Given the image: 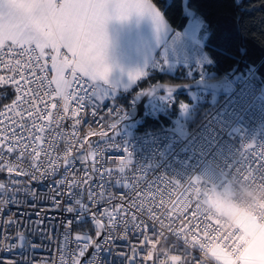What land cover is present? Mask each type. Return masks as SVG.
<instances>
[{
  "label": "snow or ice",
  "instance_id": "6c2138e0",
  "mask_svg": "<svg viewBox=\"0 0 264 264\" xmlns=\"http://www.w3.org/2000/svg\"><path fill=\"white\" fill-rule=\"evenodd\" d=\"M109 9L118 19L127 18L133 10H150L157 19L160 18L148 0H0V72L3 73L0 74V86L11 87L15 93L11 104L0 111V125H4L0 128V172L6 169L9 174L31 175L35 180L54 176L63 168V175L55 182L57 191L60 195H71L73 189H86L89 204L82 199L77 203L87 209L91 203L99 205L104 200L103 181L106 175L111 177L113 172L98 164L96 152L89 150L81 155L76 149L90 145L88 137L99 135L103 138L107 133L90 131L81 139L77 132H73L72 139L65 138L66 146L61 155L56 135L51 130L53 125L59 127V122L65 118L74 120L73 128L80 125L82 110L96 108L93 97L100 101L106 95L99 88L89 93L83 84L69 92L72 81L65 78V71L70 68L73 79L77 81L83 77L92 81H107L110 69L105 64L104 51ZM16 49L19 51L15 54L20 58H6ZM49 49L54 53L50 57V68L46 55ZM61 49L71 54V60L60 58ZM48 71L54 73L48 84L55 85V96L63 102V114L58 112L54 116L50 109H56L57 104H49L45 100L52 93L44 90L47 76L38 73L46 74ZM77 73L82 75L77 76ZM143 75L146 73L138 72L130 79L135 83ZM70 100L76 106L71 108L69 115ZM115 110V107L112 108L109 115ZM91 114L94 117L97 115L95 110ZM126 118L122 111L118 121L110 124V128L116 130L117 124ZM46 130L47 136L44 135ZM123 151L130 163L132 153L127 147ZM13 155V160L7 159ZM26 160L27 169L22 167ZM77 160L82 165L91 161L90 168H82L83 175L79 174L80 170H74ZM241 163L252 174V179L264 182V145H257L254 141L245 143L238 161V164ZM124 171L125 166L119 167L120 173ZM94 178L100 181L99 192L89 187ZM115 184L119 187L121 181L117 179ZM201 185L203 180L198 176L190 178L187 184L175 178H164L159 183L151 182L148 191H134L125 203L93 215L96 239L89 235H75L76 249L67 257L61 255V264H81V258L90 246L98 250L102 237L104 244L109 243L113 230L121 226L123 235L119 239L125 241L129 239L128 233L135 230V240L129 252L121 254L127 264H209L206 256L220 246V230L216 219L204 210L201 203L205 195ZM123 186L128 187V184ZM62 188L67 191H61ZM169 188L176 191L175 196ZM164 194H167V200ZM108 199L111 200L112 196L109 195ZM102 218L107 223H103ZM260 223L257 220V224ZM100 229L106 231L101 232ZM216 258L219 264H241L242 259L235 253L231 256L217 254Z\"/></svg>",
  "mask_w": 264,
  "mask_h": 264
},
{
  "label": "built area",
  "instance_id": "2783aa9c",
  "mask_svg": "<svg viewBox=\"0 0 264 264\" xmlns=\"http://www.w3.org/2000/svg\"><path fill=\"white\" fill-rule=\"evenodd\" d=\"M18 51L19 49L14 50V53L6 58H20L15 54ZM166 54L168 59L191 64L202 63L203 58L207 56L201 39L178 29L173 31L166 43ZM46 55L50 68V56L47 52ZM67 57L71 60L69 54ZM210 64V61L206 62V65ZM38 75L47 76L44 90L51 92L52 96L45 97V100L49 104H57L56 109H50L53 115L58 112L63 114V102L55 96V85L48 84L53 76L52 72ZM81 75L77 73V76ZM225 77L231 81L232 90L219 94L218 100L201 113L192 126H189L187 121L190 108L186 103L181 104L178 112L181 115V132L173 123L163 124L157 129L145 132L113 130L110 124L118 121L122 111L127 117V108L115 99L100 102L95 97L93 102L96 108L88 107L82 110L80 125L73 128L74 120L70 118L61 120L59 127L53 125L51 131L56 135L61 155L66 146L65 138L72 139L73 132H77L81 139L90 131L107 133L103 138L99 135L88 137L90 145L76 149L81 155L89 150L96 152L98 164L102 165V168L112 170V176L106 175L103 181L105 198L99 205L91 203L87 209L77 203V200L82 199L85 204H89L86 189L76 188L72 190L71 195H60L55 182L63 175V168L54 176L35 180L31 175H18L16 172L9 174L6 169L0 172V185H4L0 187V264H61L60 256L67 257L68 253L76 249L75 235H89L96 239L97 229L92 220L93 215L102 214L105 209L111 210L113 206L125 203L134 191H148L151 182L159 183L160 179L164 178H175L187 184L190 178L201 177V189L205 191L202 205L210 204L218 213L226 215L227 210L221 208V204L228 201L237 209L235 217L240 213H247L264 222V219L247 211L243 199L244 192L248 190L264 193V182L252 179L248 169L243 167L242 163L238 164L245 143L254 141L257 145H264V76L258 73L257 66L254 65L250 66L243 76L235 79L228 75ZM65 78L72 81L69 92L78 89L80 84H83L89 93L97 88L87 77L79 81L73 79L70 68L65 71ZM13 99V89L0 86V111L4 110L5 105L11 104ZM174 101L172 97L167 98V108H170ZM75 106V102L70 100L69 115L71 108ZM114 107L116 110L111 111L109 115V111ZM93 110L97 113L95 117L91 114ZM150 111L154 116L165 113V109L155 107ZM124 122L125 119L118 123L117 127ZM7 123L5 120V124ZM3 126L0 125V128ZM44 135H48L47 130ZM124 147L132 153L130 163L127 153L123 151ZM7 159L13 160L14 155L8 156ZM90 166V160L83 165L77 160L74 170H80L79 174L83 175L82 168ZM121 166H125L123 173L119 172ZM22 167L27 169V160ZM117 179L121 181L119 187L115 184ZM99 183V179L94 178L89 187L99 192ZM125 183L128 187L123 186ZM60 190L67 191L63 188ZM169 191L175 196L174 189L169 188ZM109 195L112 196L111 200L108 199ZM164 199H168L167 194H164ZM261 206H264V203ZM216 221L220 225V220ZM102 222L107 223L104 218ZM235 229L236 231H229L227 234L220 231V246L216 248L220 254L227 253L231 256L235 253L239 257L242 256L251 237L236 223ZM134 231L128 233L129 239L125 241L119 239L123 235L122 226L114 229L109 243L104 244V237L100 238L101 247L98 250L92 247L90 252L81 258V264H87L88 261L92 264H127L121 254L129 252V247L135 240ZM208 255L212 257L211 252Z\"/></svg>",
  "mask_w": 264,
  "mask_h": 264
},
{
  "label": "trees",
  "instance_id": "16d2710c",
  "mask_svg": "<svg viewBox=\"0 0 264 264\" xmlns=\"http://www.w3.org/2000/svg\"><path fill=\"white\" fill-rule=\"evenodd\" d=\"M162 12L167 21L178 30H184L188 15L185 13L183 0H151ZM186 9L194 15L200 16L207 30L204 48L211 60V64L199 68L195 65L178 64L168 71L157 68L162 59L155 55L146 75L131 89L120 92L115 101L127 108V118L133 132H145L157 129L161 125H169L178 115L181 104H191L187 117L188 125L196 123L199 115L212 106L220 97L206 90L207 99L191 101L184 91H170L177 94L170 108L164 114L154 116L145 109L142 116L131 113L135 105V96L144 89L158 82L178 84L193 81L197 78L217 79L243 76L250 66H257L259 74L264 76V0H187ZM154 64L156 66H154ZM205 71L208 75H202ZM205 90V89H204ZM169 91H158L165 93ZM156 93V94H157ZM216 96L214 102L208 98Z\"/></svg>",
  "mask_w": 264,
  "mask_h": 264
},
{
  "label": "crops",
  "instance_id": "0c3cea01",
  "mask_svg": "<svg viewBox=\"0 0 264 264\" xmlns=\"http://www.w3.org/2000/svg\"><path fill=\"white\" fill-rule=\"evenodd\" d=\"M186 2L187 0H183L184 10L188 15V22L182 31L204 41L207 35L204 22L200 16H196L186 9ZM148 3L160 14L159 19L150 10H133L128 14L127 18L118 19L116 14L109 9L110 19L105 25L107 46L104 51V60L110 71L106 82L104 80L93 81L96 84V90L99 88L106 93L103 97L104 101L115 99L120 92L135 86L143 76H140L135 83L131 81L130 76L138 72L145 73L157 52L162 59L161 62L156 63L157 68L171 71L176 67L174 65L172 69H167L169 63L178 61L168 59L166 54V43L175 28L151 0H148ZM46 52L50 57L54 54L50 49L46 50ZM67 54L71 56L66 49H61L60 58L68 59ZM203 59L202 63L192 64L202 68L207 66L206 62H211L208 55ZM187 64L191 65V63ZM154 66L156 65L154 64ZM244 225V227H239L251 239L242 253L241 264H257V261L264 264V222L257 224V219L250 216L244 221ZM257 252L260 254L257 255Z\"/></svg>",
  "mask_w": 264,
  "mask_h": 264
},
{
  "label": "rangeland",
  "instance_id": "374dc122",
  "mask_svg": "<svg viewBox=\"0 0 264 264\" xmlns=\"http://www.w3.org/2000/svg\"><path fill=\"white\" fill-rule=\"evenodd\" d=\"M174 63H169L167 69L169 68V70H170V69H172L174 67V65H178V64L190 65V64H187V63H183V62H174ZM50 65H51V63H50ZM192 65H195V64H192ZM52 74L54 75L53 72H52ZM202 75H208V73L203 71ZM233 78L235 79L236 77H233ZM185 93L188 94V97L193 102H195V101H203V100L207 99L206 90H204V89L196 88V89L185 90ZM176 95L177 94L170 93V92L157 93L151 99H148L145 102V109L149 110L150 108H153V107H155L157 109H161V110L167 109V105L165 104L166 99L169 98V97L175 98ZM215 100H216V96L214 94L208 98L209 102H214ZM100 102H104V99L100 100ZM186 104H187L188 108L191 109V104H189V103H186ZM180 116H181L180 113H178L176 118L172 120V123L174 124L175 128L179 132L182 131V123L179 120ZM130 127H131V125L128 122H126V119H125L124 124L119 125L117 127V129H128ZM221 208H224L225 210H227L226 213H225L226 215H230V216L235 218V223L238 226L244 227L245 226L244 225V221L246 219L250 218V216H248L245 213H241L239 216L235 217V215L237 213V209L228 201H223V204H221ZM217 254H220V253L216 249H215V252H211V256L214 257L216 259V261H217V258H216Z\"/></svg>",
  "mask_w": 264,
  "mask_h": 264
},
{
  "label": "water",
  "instance_id": "95a60500",
  "mask_svg": "<svg viewBox=\"0 0 264 264\" xmlns=\"http://www.w3.org/2000/svg\"><path fill=\"white\" fill-rule=\"evenodd\" d=\"M205 89L207 91L214 92L216 94H225L232 90L231 81L222 76L217 79H208V78H197L193 81L186 83L170 84L164 82H158L154 85L144 89L135 96V105L130 110L131 113H135L137 116H142L144 112V105L148 99H151L158 91H184L190 89ZM91 246L86 251V255L90 252Z\"/></svg>",
  "mask_w": 264,
  "mask_h": 264
},
{
  "label": "clouds",
  "instance_id": "9594fccd",
  "mask_svg": "<svg viewBox=\"0 0 264 264\" xmlns=\"http://www.w3.org/2000/svg\"><path fill=\"white\" fill-rule=\"evenodd\" d=\"M243 199L245 201L244 207L247 208V211L253 216H258L264 219V206H261L264 203V193H257L252 190L244 192ZM204 210L215 219L220 220L219 230L223 234H227L229 231H236L235 229V220L230 215H222L216 211L214 207L210 204L203 205ZM243 247V245H241ZM260 253L257 252V255ZM206 260L209 261V264H219L214 257L206 256ZM257 264H261L260 261H257Z\"/></svg>",
  "mask_w": 264,
  "mask_h": 264
}]
</instances>
